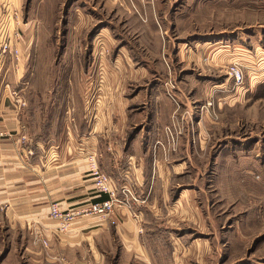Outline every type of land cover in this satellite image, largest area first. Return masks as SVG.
Instances as JSON below:
<instances>
[{
  "label": "rangeland",
  "instance_id": "obj_1",
  "mask_svg": "<svg viewBox=\"0 0 264 264\" xmlns=\"http://www.w3.org/2000/svg\"><path fill=\"white\" fill-rule=\"evenodd\" d=\"M151 13L158 51L140 35ZM3 37L0 76L12 86L24 55V91L43 116L51 104L61 117L60 108L110 102L111 80L129 95L152 87L173 101L152 147L154 159L163 155L165 189L156 204L141 202L151 256L124 254L118 242L101 264H264V0H0V44ZM234 63L244 72L239 85ZM228 177L238 179L237 193H228ZM140 199L133 192L128 204ZM34 255L9 235L0 239V264L84 261Z\"/></svg>",
  "mask_w": 264,
  "mask_h": 264
},
{
  "label": "crops",
  "instance_id": "obj_2",
  "mask_svg": "<svg viewBox=\"0 0 264 264\" xmlns=\"http://www.w3.org/2000/svg\"><path fill=\"white\" fill-rule=\"evenodd\" d=\"M153 17L151 13L152 27L144 25L140 35L145 48L158 51L163 39ZM25 60L23 55L13 87L5 75L0 76V239L9 235L36 253L35 258L46 260H51L49 254H64L84 260L83 264L85 260L101 264L105 256L118 251V242L122 253L149 258V251L143 249L149 234L147 229L141 233L139 226L148 225L144 201L148 203L150 196L156 204L157 194L165 189L163 155L160 150L154 159L152 147L165 132L174 108L172 99L152 87L129 95L128 86L123 90L121 81L111 80V93L106 92L110 102L93 109L85 104L60 108L61 117L51 104L43 116L24 91ZM142 101L145 108L135 111L134 103ZM89 154L96 155L98 165L118 187L130 186L141 197L140 205L118 206L106 219L84 216L62 231L60 219L51 213L55 202L66 210L106 197L96 192ZM235 181L236 177L227 181L229 194L238 192Z\"/></svg>",
  "mask_w": 264,
  "mask_h": 264
},
{
  "label": "built area",
  "instance_id": "obj_3",
  "mask_svg": "<svg viewBox=\"0 0 264 264\" xmlns=\"http://www.w3.org/2000/svg\"><path fill=\"white\" fill-rule=\"evenodd\" d=\"M5 40L6 39L3 37L0 44V51L2 53H5L8 49V44ZM17 53V58L21 59V51H19V49L17 50ZM229 73L236 84L239 85L244 81V72L240 64L234 63L230 65ZM22 103L25 104V101L22 100ZM88 159L90 163V174L94 179L96 190L98 192H105L108 194V197L102 200L77 205L66 210H62L57 203H54L51 208V213L55 218L60 219L61 230L67 229L77 220L78 217L101 215L106 211L113 210V208H116L118 204H128L130 196H133L130 186L124 185L122 187H118L116 183H114L112 177L107 172L99 168L95 154H89ZM121 195H124V198H122Z\"/></svg>",
  "mask_w": 264,
  "mask_h": 264
}]
</instances>
